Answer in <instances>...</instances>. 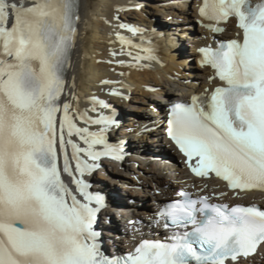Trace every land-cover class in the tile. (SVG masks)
Segmentation results:
<instances>
[{
  "label": "snow or ice",
  "instance_id": "1",
  "mask_svg": "<svg viewBox=\"0 0 264 264\" xmlns=\"http://www.w3.org/2000/svg\"><path fill=\"white\" fill-rule=\"evenodd\" d=\"M79 9V0H0V264H244L264 250V208L187 191L157 212L172 229L165 241L104 250L96 225L105 197L83 177L103 158L122 159L124 143L110 141L115 110L89 115L109 108L104 101L81 110L82 94H73L75 106L64 99ZM199 14L216 33L235 18L242 35L199 49L223 85L173 103L167 134L197 177L214 173L232 190H264V0H202ZM118 27L130 33H116L129 66L158 61L155 30Z\"/></svg>",
  "mask_w": 264,
  "mask_h": 264
},
{
  "label": "bare ground",
  "instance_id": "2",
  "mask_svg": "<svg viewBox=\"0 0 264 264\" xmlns=\"http://www.w3.org/2000/svg\"><path fill=\"white\" fill-rule=\"evenodd\" d=\"M79 3V34L65 74L64 99L75 106L73 94H82L78 102L81 110H90L93 98L107 99L108 110L89 111V115L100 112L110 115L115 110L119 125L110 131V141L124 143L122 159L103 158L102 166L86 175L90 190L105 197L106 207L99 213L97 229L102 233L106 252L128 253L139 240L160 239L156 207L183 189L195 195L207 194L221 203L264 206L261 193L233 191L215 178L190 175L183 158L165 135L169 104L189 101L191 96L201 93L210 94L215 86L223 85L215 69L201 64L202 56L197 49L213 37L239 38L242 30L237 19L221 22L218 26L224 31L216 33L206 26L211 22L199 14L202 0H79ZM117 8L125 10L118 12ZM120 23L149 32L155 30L158 61L145 60L129 66L133 62L128 55H120L122 46L116 33L125 36L130 33L120 29ZM134 42L138 43L139 38ZM131 51L135 54L139 50ZM113 52L117 55H112ZM119 61L125 63L121 65ZM103 81L116 84L107 85ZM114 91L119 94L112 96ZM67 175L62 173L66 184ZM134 217L139 223L129 227L126 223ZM244 264H264V250Z\"/></svg>",
  "mask_w": 264,
  "mask_h": 264
},
{
  "label": "rangeland",
  "instance_id": "3",
  "mask_svg": "<svg viewBox=\"0 0 264 264\" xmlns=\"http://www.w3.org/2000/svg\"><path fill=\"white\" fill-rule=\"evenodd\" d=\"M126 224L128 225V222Z\"/></svg>",
  "mask_w": 264,
  "mask_h": 264
}]
</instances>
